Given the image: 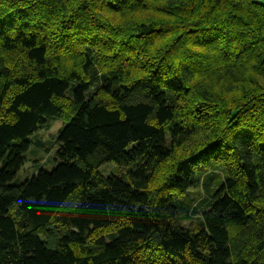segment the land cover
<instances>
[{
  "label": "trees",
  "instance_id": "1",
  "mask_svg": "<svg viewBox=\"0 0 264 264\" xmlns=\"http://www.w3.org/2000/svg\"><path fill=\"white\" fill-rule=\"evenodd\" d=\"M0 264H264V3L0 0Z\"/></svg>",
  "mask_w": 264,
  "mask_h": 264
},
{
  "label": "rangeland",
  "instance_id": "2",
  "mask_svg": "<svg viewBox=\"0 0 264 264\" xmlns=\"http://www.w3.org/2000/svg\"><path fill=\"white\" fill-rule=\"evenodd\" d=\"M51 126L47 130L39 131V135L46 143L45 149L32 145L30 153L27 155V161L24 167L18 174V181L22 182L27 178H31L38 173L39 170L45 169L52 171L56 167V152L58 149L57 138L59 137V131L66 125L65 120L62 118L52 120ZM37 136V135H36ZM115 166L112 164L105 165L101 168L104 175L114 172ZM199 197H203L202 193H199ZM199 220L197 216L189 221H185L184 225L194 226L196 221Z\"/></svg>",
  "mask_w": 264,
  "mask_h": 264
},
{
  "label": "crops",
  "instance_id": "3",
  "mask_svg": "<svg viewBox=\"0 0 264 264\" xmlns=\"http://www.w3.org/2000/svg\"><path fill=\"white\" fill-rule=\"evenodd\" d=\"M256 1L261 2V3H264V0H256Z\"/></svg>",
  "mask_w": 264,
  "mask_h": 264
}]
</instances>
